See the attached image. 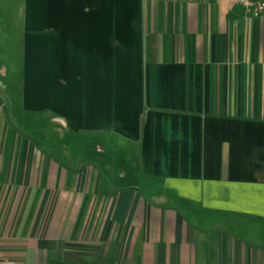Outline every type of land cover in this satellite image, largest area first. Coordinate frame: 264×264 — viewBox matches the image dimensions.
I'll return each instance as SVG.
<instances>
[{"label": "crops", "instance_id": "0c3cea01", "mask_svg": "<svg viewBox=\"0 0 264 264\" xmlns=\"http://www.w3.org/2000/svg\"><path fill=\"white\" fill-rule=\"evenodd\" d=\"M19 14L21 110L136 147L138 180L14 126L3 23ZM0 74V264H264V15L230 0H0Z\"/></svg>", "mask_w": 264, "mask_h": 264}, {"label": "rangeland", "instance_id": "374dc122", "mask_svg": "<svg viewBox=\"0 0 264 264\" xmlns=\"http://www.w3.org/2000/svg\"><path fill=\"white\" fill-rule=\"evenodd\" d=\"M6 17H10V15H6ZM3 24L6 27L4 36H8L7 41L4 43V46L8 50H6L4 56L8 54L9 56L6 58H10L12 55V62L14 65L13 69L9 70L10 80H6L8 85L7 90L5 91L6 93L4 92V103L6 105V110L12 115H10V119L15 122L13 124L17 127L19 132L22 134L25 133L36 141H41L43 143H45V141H50V144L55 147L54 151H61L66 154V158L69 159L72 157L73 160L78 163H81L82 161L84 163L93 162L97 160L98 156L99 160L101 159V162L99 163L103 174H105L106 177L108 175V169L105 164L109 161L111 163L110 174L115 175L117 167L125 166L128 169V176L124 179V181H135L137 177L139 178V150L136 147L129 148L127 145L121 143V140L117 137H110L109 139L108 137H102L90 133L75 135L63 129L56 131L54 127H59L62 125L61 123L56 121H52L50 123L46 117L29 115L21 110V87L16 85L14 80L21 72L18 66L22 50L21 35L23 32V21L21 20V16L19 14L18 16L15 15V20H5ZM10 50L11 52L16 50L14 51V55L10 53ZM16 52H18V56H16ZM11 77L14 80H12ZM0 79H5L2 74H0ZM5 121L6 118L4 119V122ZM109 142L111 143V148H108L110 144ZM97 143L104 146L101 150L103 152H99V150L96 149L94 144ZM102 162L104 163L102 164ZM119 181L122 182L123 179L119 178ZM155 192L156 191H154V193ZM155 198L159 200L165 199L163 195L157 192Z\"/></svg>", "mask_w": 264, "mask_h": 264}, {"label": "built area", "instance_id": "2783aa9c", "mask_svg": "<svg viewBox=\"0 0 264 264\" xmlns=\"http://www.w3.org/2000/svg\"><path fill=\"white\" fill-rule=\"evenodd\" d=\"M240 3L246 13L252 17H261L264 15V0H230Z\"/></svg>", "mask_w": 264, "mask_h": 264}]
</instances>
